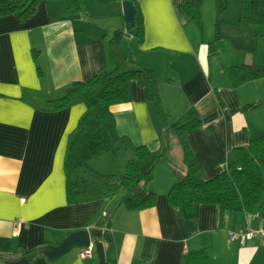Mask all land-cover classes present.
<instances>
[{
    "label": "crops",
    "instance_id": "0c3cea01",
    "mask_svg": "<svg viewBox=\"0 0 264 264\" xmlns=\"http://www.w3.org/2000/svg\"><path fill=\"white\" fill-rule=\"evenodd\" d=\"M137 1L144 13L145 40L140 43L135 35L126 68L143 63L157 70L166 109V87H174L167 94H176L173 108L167 106L176 119L190 107L198 111L202 127L188 137L200 176L209 179L227 166L233 148L264 133V116L256 121L251 112H233L264 101V77L233 87L226 67L244 64V54L237 52L228 57L231 61L215 65L208 43L181 12L186 0ZM80 2L81 12L67 9L61 0H42L26 20L16 14L0 17V264L7 257L23 256L28 264H99L95 248L90 258H80L81 248H74L54 260L39 251L84 228H104L110 241L105 242L109 264H186L189 252L201 249L209 264H264L262 238L241 248L229 241L231 231L258 227L251 224V216L228 213L221 222L216 205H203L195 218L185 219L169 204L167 195L175 178L164 160L147 184L157 196L151 208L125 209L120 201L126 190L113 197L69 202L66 149L86 105L54 111L50 101L62 97L71 83L112 70L109 40L118 29L128 35L123 1ZM178 61L175 72L184 78L176 88L175 75L169 71ZM257 62L264 65L259 56ZM158 67L162 71L166 67L165 75L170 76L162 77ZM131 87L132 101L112 107L117 131L135 145L155 148L163 124L145 88L137 81ZM124 152L126 166L130 152ZM98 159L91 161L98 172L116 174L115 161L97 167L93 164ZM17 222L21 224L15 234Z\"/></svg>",
    "mask_w": 264,
    "mask_h": 264
},
{
    "label": "trees",
    "instance_id": "16d2710c",
    "mask_svg": "<svg viewBox=\"0 0 264 264\" xmlns=\"http://www.w3.org/2000/svg\"><path fill=\"white\" fill-rule=\"evenodd\" d=\"M42 0H0V17L16 14L22 20L31 17ZM69 10L81 12L80 0H61ZM125 1V0H121ZM137 9L136 26L133 29L140 43L145 40V18L141 5ZM204 0H186L181 12L202 33V5ZM240 17L237 23L223 18L229 0H216L214 40L208 43L209 57L220 54L217 42L229 38L241 51L244 64L226 67L233 87L264 77V65L257 62L258 42L264 33V0H241ZM123 29H118L108 43L112 70H104L86 81L71 83L65 94L50 101L54 111L67 109L83 102L86 109L80 116L77 127L69 134L64 168L69 202L78 203L96 198H108L127 192L120 205L130 211H141L156 204V193L147 184L157 164L164 160L173 168L174 183L167 198L169 204L179 210L185 219H193L203 205H216L219 220L228 213L258 215L264 220V133L251 139L248 144L233 148L227 166L217 175L203 179L199 163L189 142V133L202 127L199 113L190 107L174 122H168V111L163 105L159 73L151 65L140 63L136 68H126L130 58L123 51ZM36 55V53H35ZM137 81L146 90L148 101L156 108L163 124V131L156 147L135 145L127 136L119 134L112 107L132 101V82ZM248 103L233 112L248 113L259 106ZM211 127V126H210ZM121 150L130 152L125 171L116 174L98 172L91 161L104 152L118 155ZM112 178H118L114 181ZM264 223V222H263ZM102 225L101 222L99 226ZM102 241L110 243L103 233ZM0 256V260H1ZM110 259L107 256V264ZM186 264H209L204 249L191 251Z\"/></svg>",
    "mask_w": 264,
    "mask_h": 264
},
{
    "label": "rangeland",
    "instance_id": "374dc122",
    "mask_svg": "<svg viewBox=\"0 0 264 264\" xmlns=\"http://www.w3.org/2000/svg\"><path fill=\"white\" fill-rule=\"evenodd\" d=\"M82 2H84V0H81ZM241 0H229V6L227 8V10L225 11L223 18L227 21H231L232 23H237L239 21V17H240V10H241ZM202 18H203V30L202 33L200 31L197 30V28L191 24L190 26H192L193 28H195L198 36L200 37V39L204 42L210 43L214 40V34H215V30H214V23H215V17H216V0H204L203 5H202ZM259 31H262L264 33V26H260L258 28ZM126 34H128L126 37H124V45H123V49L125 54L130 57V51H129V45L130 43L135 47L136 46V41L134 40V42L132 41L133 38L135 37V32L133 30H127ZM258 47L259 50L257 51V57L259 56V58L261 59V61H264V36L261 37L259 39L258 42ZM217 48L219 49V51H221V53L218 56H214V57H210L213 61L212 62H216L215 65H219V63H223V62H229L232 59L228 58L231 55L237 54V52L242 53L241 51L237 50L234 47L233 42L229 39V38H224L221 41L217 42ZM243 54V53H242ZM179 61L176 62L175 64H173L172 70L170 69L169 74H173L175 75V87L178 88L179 86L182 85V78H184V75L181 72H175V69H177V65H178ZM214 65V66H215ZM195 68V66L193 67V69ZM129 69V68H128ZM160 72L162 71L160 67L157 68ZM192 69H190L189 67V71H191ZM163 76H170L165 75L167 74V68L164 67L163 71H162ZM225 74V73H224ZM227 74V73H226ZM174 87H166V93H165V105L167 107V111L169 113L168 115V122L172 123L175 121L176 114L175 113H170L169 112V108L167 105H169L171 107V109L173 108V100H175L176 98V94L174 96H171L170 94L167 96L168 92H170ZM177 90V89H176ZM168 97V98H167ZM167 100V101H166ZM260 102L259 106L251 111V114L253 116V120H257V118L259 117L260 119L264 116V101H258ZM255 102V103H258ZM167 103V104H166ZM165 107V106H164ZM173 111V110H172ZM250 113V112H249ZM127 153H125L124 151H122L120 154L118 155H113L112 153L104 152L103 154L99 155L96 158H100L98 159L95 164L93 165H99V163L101 162H116L115 165L112 164V168H114L115 172H116V177H119L125 170H124V163H122L123 157H125ZM95 159V158H94ZM106 164V163H105ZM111 164L108 163V167H110ZM98 167V166H97ZM119 171V172H118ZM114 181H116L118 178H112ZM237 214V213H234ZM250 222L251 224H253V226H259L261 225V223H263V217H262V212L259 213L257 217L255 216H251L250 217ZM252 229H256L253 228ZM256 240V239H255ZM254 240H251L249 242H247V244H245L246 246L248 244H253ZM262 246L264 248V239L262 240ZM244 246V245H243ZM242 246H238V248H241ZM228 257V256H227ZM236 261V258H235ZM258 261L255 260V262Z\"/></svg>",
    "mask_w": 264,
    "mask_h": 264
},
{
    "label": "water",
    "instance_id": "95a60500",
    "mask_svg": "<svg viewBox=\"0 0 264 264\" xmlns=\"http://www.w3.org/2000/svg\"><path fill=\"white\" fill-rule=\"evenodd\" d=\"M123 11L125 16L126 30H133L136 26L137 9L133 2L129 0L123 1ZM102 230L84 228L71 232L60 244H46L40 247L39 251L47 258L54 260L66 254L74 248L88 247L92 241L95 243V252L99 258V264H107V251L109 245L104 241H98L102 238ZM3 264H28L27 257L20 259H9L2 261Z\"/></svg>",
    "mask_w": 264,
    "mask_h": 264
},
{
    "label": "built area",
    "instance_id": "2783aa9c",
    "mask_svg": "<svg viewBox=\"0 0 264 264\" xmlns=\"http://www.w3.org/2000/svg\"><path fill=\"white\" fill-rule=\"evenodd\" d=\"M106 215V214H105ZM257 217V215H253ZM20 222L15 223L14 233L18 234L20 228ZM104 229V228H103ZM102 232L104 233V230ZM256 238L264 239V223L256 227V229L248 228L247 230H234L229 234V241L233 244L243 246L247 244V242L251 240H255ZM94 253V245L91 243L88 247H84L81 249L79 253L80 258H90Z\"/></svg>",
    "mask_w": 264,
    "mask_h": 264
},
{
    "label": "flooded vegetation",
    "instance_id": "af4514ba",
    "mask_svg": "<svg viewBox=\"0 0 264 264\" xmlns=\"http://www.w3.org/2000/svg\"><path fill=\"white\" fill-rule=\"evenodd\" d=\"M94 245V244H93ZM94 248H95V245H94ZM82 249V248H81ZM81 251V250H80ZM80 253V252H79Z\"/></svg>",
    "mask_w": 264,
    "mask_h": 264
}]
</instances>
